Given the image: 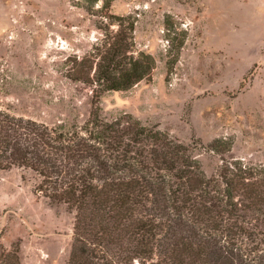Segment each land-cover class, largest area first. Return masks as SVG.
I'll return each mask as SVG.
<instances>
[{
	"label": "trees",
	"instance_id": "obj_1",
	"mask_svg": "<svg viewBox=\"0 0 264 264\" xmlns=\"http://www.w3.org/2000/svg\"><path fill=\"white\" fill-rule=\"evenodd\" d=\"M105 17L65 74L91 90L87 118L51 125L0 105V169L30 173L35 194L73 213L66 264H264V162L231 155L226 137L183 142L130 113L102 115L104 92L150 80L155 66L135 18ZM202 150L220 159L211 175ZM0 264H22L17 243L0 240Z\"/></svg>",
	"mask_w": 264,
	"mask_h": 264
},
{
	"label": "rangeland",
	"instance_id": "obj_2",
	"mask_svg": "<svg viewBox=\"0 0 264 264\" xmlns=\"http://www.w3.org/2000/svg\"><path fill=\"white\" fill-rule=\"evenodd\" d=\"M104 1L0 0V105L46 124L82 122L91 90L65 76L70 59L101 40L106 14L131 15L155 66L150 80L104 92L102 115L130 113L183 142L226 137L231 155L264 162V0H109L102 11ZM199 159L207 175L220 164L203 150ZM21 174L0 169V240L19 245L22 264H66L73 213Z\"/></svg>",
	"mask_w": 264,
	"mask_h": 264
}]
</instances>
